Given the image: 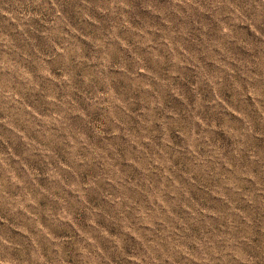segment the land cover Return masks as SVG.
<instances>
[{
    "label": "clouds",
    "instance_id": "clouds-1",
    "mask_svg": "<svg viewBox=\"0 0 264 264\" xmlns=\"http://www.w3.org/2000/svg\"><path fill=\"white\" fill-rule=\"evenodd\" d=\"M0 264H264V0H0Z\"/></svg>",
    "mask_w": 264,
    "mask_h": 264
},
{
    "label": "rangeland",
    "instance_id": "rangeland-1",
    "mask_svg": "<svg viewBox=\"0 0 264 264\" xmlns=\"http://www.w3.org/2000/svg\"><path fill=\"white\" fill-rule=\"evenodd\" d=\"M192 195H193L194 198H198L199 200H201L204 204H207V205L210 206V207H215L214 202L208 200V199L204 196V193H203L202 191H200V192H196V191H194V192L192 193ZM89 203L92 204L94 207H101V208L104 207V206L100 203L99 199H90V200H89ZM105 211H106V209H105ZM77 215H79V213H77ZM69 254H71V253H70V250H69Z\"/></svg>",
    "mask_w": 264,
    "mask_h": 264
}]
</instances>
